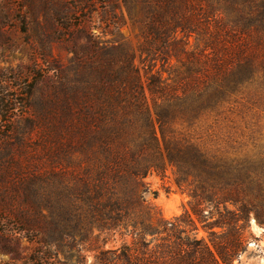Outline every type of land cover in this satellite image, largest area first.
I'll use <instances>...</instances> for the list:
<instances>
[{
  "label": "trees",
  "instance_id": "16d2710c",
  "mask_svg": "<svg viewBox=\"0 0 264 264\" xmlns=\"http://www.w3.org/2000/svg\"><path fill=\"white\" fill-rule=\"evenodd\" d=\"M123 1L133 24L142 25L139 65L118 42L103 46L86 63L82 83H63L64 75L56 71L40 103L32 96L41 73L26 92L0 97V122L10 124L3 131L10 132L13 123L7 113L22 110L28 127L38 128L52 145L56 164L48 185L60 186L48 206L52 215L57 209L64 215L59 224L43 213L36 183L27 185L20 174L26 171H19L22 183L14 187L32 192L4 200L10 212L0 214V224L10 240L42 235L48 247L50 227L74 234L73 221L80 226L91 218L101 230L132 226L134 245L118 255L128 264H234L246 249L242 234L213 233L208 243L187 226L197 227L201 206L216 202L226 214L215 226L248 223L249 186L259 183L258 176L243 174L236 160L204 148L182 128L264 105V0ZM167 163L178 185L189 190L191 211L154 227L153 216L143 209L144 179L152 171L165 173ZM34 171L35 177L44 174L38 167ZM67 174L69 183L57 179ZM239 203L243 214L229 210ZM149 235L161 242L150 248ZM46 252L38 250L34 257L43 262Z\"/></svg>",
  "mask_w": 264,
  "mask_h": 264
},
{
  "label": "rangeland",
  "instance_id": "374dc122",
  "mask_svg": "<svg viewBox=\"0 0 264 264\" xmlns=\"http://www.w3.org/2000/svg\"><path fill=\"white\" fill-rule=\"evenodd\" d=\"M140 17H143L141 11ZM141 27L140 23L133 24L123 0H0V97L5 93L26 92L28 85L41 73L45 76L32 96L34 102L40 103L52 83L50 76L56 71L64 75L63 83H82L86 80L82 77L86 63H92L93 56L100 53L103 46L111 47L118 42L136 55L139 65ZM24 114L22 110L7 113L13 121L10 132L3 131L6 124L0 122V155L3 157L0 160V214L4 216L10 212L4 200L23 199L32 192L14 187L22 183L19 171H26L20 172L21 177L27 180V185L36 183L33 187H36L35 196L41 210L61 224L64 215H58L59 209L55 210V216L52 215L48 206L49 197H54V188L60 186L48 185L52 180V165L56 164L52 145L42 139L38 128L28 127ZM7 125L9 128L10 124ZM182 130L204 148L228 158L229 162L236 160L234 164L240 165L243 174L249 172L259 179L258 184L249 186V199H253V203H247L251 211L248 223H234L232 229L215 226L222 214H226L224 205L216 202L201 206L197 227L187 228L208 243L215 237L213 233L220 236L232 230L236 235L242 234L247 240L246 249L234 264H264V105L238 109L218 121L204 119ZM8 151L13 155L8 156ZM166 166L165 173L152 171L144 179L143 209L153 216L154 227L162 220L174 221L191 211L193 199L189 190L178 185L175 169L168 163ZM29 167L30 170H26ZM35 167L41 168L39 173L44 174L35 177L38 174ZM69 178L67 174L57 179L69 183ZM228 208L243 214L241 203L230 204ZM90 221L91 218L85 219L80 226L73 221L74 234L50 227L53 240L48 247L43 246L42 235L31 241L26 238L18 242L10 240L4 232L5 226L0 224V264H128L118 255L125 247L134 245L132 226L130 231H109L101 230L97 223ZM146 238L152 242L150 248L161 242V237L156 235ZM38 250H47V260H36L34 254ZM141 258H146L142 252Z\"/></svg>",
  "mask_w": 264,
  "mask_h": 264
}]
</instances>
